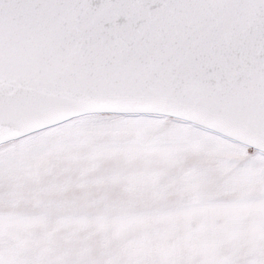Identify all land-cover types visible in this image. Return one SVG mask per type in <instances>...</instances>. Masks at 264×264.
I'll return each mask as SVG.
<instances>
[{
  "label": "snow or ice",
  "instance_id": "obj_1",
  "mask_svg": "<svg viewBox=\"0 0 264 264\" xmlns=\"http://www.w3.org/2000/svg\"><path fill=\"white\" fill-rule=\"evenodd\" d=\"M0 264H264V0H0Z\"/></svg>",
  "mask_w": 264,
  "mask_h": 264
}]
</instances>
